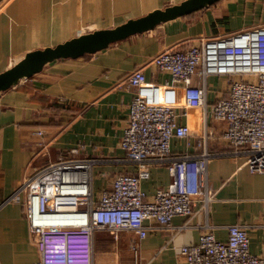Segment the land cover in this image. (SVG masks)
Returning a JSON list of instances; mask_svg holds the SVG:
<instances>
[{
  "label": "crops",
  "instance_id": "crops-1",
  "mask_svg": "<svg viewBox=\"0 0 264 264\" xmlns=\"http://www.w3.org/2000/svg\"><path fill=\"white\" fill-rule=\"evenodd\" d=\"M180 1L0 0V71L29 50L113 27ZM260 23H264V0H219L95 53L49 62L30 78L0 92V264H33L39 257L28 230L24 196L7 200L37 169L82 144L77 155L95 159L91 187L96 195L110 186L117 173L135 170L120 146L134 93L127 77L134 69L142 68L148 81L164 83L170 76L157 71L152 63L158 52L185 49L200 38L227 35ZM207 85L209 101L227 93L224 76H209ZM202 113L188 112V117L180 120L198 132ZM197 139L191 136L188 144L185 139L173 138V153H192ZM208 145L217 154L207 164L208 185L214 194L207 212L197 202L193 216H174L173 226L189 223L175 234L173 228H153L138 239L125 230L115 239L108 231L97 230L94 264H185L180 246L196 242L206 223L221 240L228 236V225H246L251 252L261 251L264 172H251L244 156L225 153L222 141H209ZM169 179L165 165H155L141 187L151 196ZM132 244L137 247L136 256Z\"/></svg>",
  "mask_w": 264,
  "mask_h": 264
},
{
  "label": "built area",
  "instance_id": "built-area-1",
  "mask_svg": "<svg viewBox=\"0 0 264 264\" xmlns=\"http://www.w3.org/2000/svg\"><path fill=\"white\" fill-rule=\"evenodd\" d=\"M152 63L170 80L148 81L142 68L127 77L134 93L120 146L135 165L133 172L117 173L96 195L91 187L95 159L77 155L80 144L27 176L7 199L24 196L28 230L39 251L33 264H94L97 230L115 239L128 230L143 239L153 228H173L175 234L188 227V222L173 226V217L193 216L197 202L207 212L214 199L207 164L217 153L209 141H222L225 153L244 156L251 172H264V23L200 38L185 49L162 50ZM211 75L228 82L226 95L213 101L207 96ZM196 110L203 112L198 132L180 120ZM194 135L192 153H173V138ZM155 165H165L170 179L148 196L141 182ZM205 226L196 242L180 246L185 264H264V247L251 252L246 225H228L225 240L216 238L212 225ZM131 248L136 256V245Z\"/></svg>",
  "mask_w": 264,
  "mask_h": 264
},
{
  "label": "water",
  "instance_id": "water-1",
  "mask_svg": "<svg viewBox=\"0 0 264 264\" xmlns=\"http://www.w3.org/2000/svg\"><path fill=\"white\" fill-rule=\"evenodd\" d=\"M218 1L182 0L163 8L150 10L139 17L129 18L113 27L97 28L73 36L53 46L29 50L13 64L0 71V92L15 86L23 79L30 78L41 71L44 65L49 62L95 53L111 43L151 30L159 24L189 15Z\"/></svg>",
  "mask_w": 264,
  "mask_h": 264
},
{
  "label": "rangeland",
  "instance_id": "rangeland-1",
  "mask_svg": "<svg viewBox=\"0 0 264 264\" xmlns=\"http://www.w3.org/2000/svg\"><path fill=\"white\" fill-rule=\"evenodd\" d=\"M195 112H200V111L199 110H196ZM196 129H199V125H198V127Z\"/></svg>",
  "mask_w": 264,
  "mask_h": 264
}]
</instances>
